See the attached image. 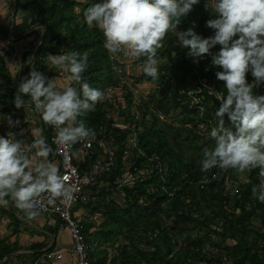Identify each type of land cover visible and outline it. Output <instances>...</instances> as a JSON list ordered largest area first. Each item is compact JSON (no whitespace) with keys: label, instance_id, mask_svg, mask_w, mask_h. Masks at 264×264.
<instances>
[{"label":"trees","instance_id":"16d2710c","mask_svg":"<svg viewBox=\"0 0 264 264\" xmlns=\"http://www.w3.org/2000/svg\"><path fill=\"white\" fill-rule=\"evenodd\" d=\"M224 1L235 5L227 11L229 19L212 0H17L12 7L29 18L15 26L13 36L25 40L35 35L37 42L44 35L36 53L39 64L47 55H66L73 82L87 90L80 110H72L75 133L108 127L118 151L114 172L84 194L83 207L95 217L83 223L91 264H264V53L255 45L264 33V0ZM113 2L126 10L124 17L134 29L129 28L130 38L135 33L149 36L143 46L126 45L124 67L130 70L125 78L132 84L124 88V101L106 93L122 82L105 47L109 38L122 40L123 35L109 26ZM134 16L151 28L139 31ZM37 25L42 28L26 36ZM0 37L11 43V29L1 26ZM197 73L211 83L216 78L215 88L223 93L220 101L205 92L206 117L213 122L207 133L186 95L190 75L192 85ZM30 75L28 68L25 79ZM49 80L43 81L46 92L53 89ZM0 81L1 113L21 112L20 100L33 105L1 54ZM145 83H157L156 89L138 101L131 87ZM65 101L60 99L58 107L63 109ZM248 101L255 105L247 109ZM158 111L166 114L165 120ZM117 112L135 127L138 149L128 152L131 130L112 127ZM214 129L232 152L221 156ZM43 130V142L56 152L52 130ZM152 157L157 161L151 162ZM129 159L138 169L152 168L153 174L121 188ZM19 190L0 182L6 203ZM17 213L18 199L0 210L10 218ZM118 243L122 247L113 255L108 246ZM16 250L17 245L0 238V262Z\"/></svg>","mask_w":264,"mask_h":264},{"label":"built area","instance_id":"2783aa9c","mask_svg":"<svg viewBox=\"0 0 264 264\" xmlns=\"http://www.w3.org/2000/svg\"><path fill=\"white\" fill-rule=\"evenodd\" d=\"M33 31L27 33L28 36ZM10 46L0 37V50L2 56H7L14 61L16 76L19 77L20 90L26 96L33 100V111L42 125L45 122L48 124V129L52 130L51 143L57 148L53 150L54 158L58 156L60 170L49 184L46 179L43 180V189L33 195L22 196L18 199V210L22 213H33L44 215L48 218L50 226L58 227L60 231L68 232L72 241V247L69 254L75 259L76 264H91L89 257V244L84 229L83 218L76 217L75 208L79 203H85V191L87 188L94 186L99 181L108 178L117 167V148L112 142V134L108 127H103L96 132L93 128H83L78 133L74 131V116L72 110L76 112L80 110L81 98L87 93V90L81 88L78 83H74V79L70 85L64 86L67 89V94L64 97H58L54 89L49 91L44 90V79L49 78L50 82L53 79H63L65 74H70L72 66L67 60L66 55H61L60 58H55V62L45 58L44 61L36 57L40 40L35 42V35L32 38L21 39L23 43L17 46L16 38L11 34ZM35 43L32 46V43ZM15 43V44H14ZM127 43L116 38H109L106 41L105 47L111 53V61L118 75L121 76V84L118 88L109 87L106 93L112 97L115 95L119 101L121 97L119 92H122L125 86H130L132 80L125 78V73H129V67H124V56L126 53ZM154 62V60L152 61ZM59 65V66H58ZM55 66H58L56 68ZM43 67L47 70L43 71ZM30 69L31 75L29 79H25L27 69ZM50 70H54V76L49 77ZM208 66L205 69V74L210 71ZM187 88L186 95L188 98V106L190 110H195L199 113L202 120L200 129L202 133H207L208 128L213 125L211 119L206 117L207 107L204 103L205 92L215 95L220 101H223V93L215 88L216 78H213L212 83L203 75L193 80ZM64 80V79H63ZM65 84V82H64ZM123 95V94H122ZM121 95V96H122ZM124 96V95H123ZM65 98L63 109L58 107L60 99ZM124 101V97L123 100ZM114 102V100H113ZM254 102L248 101L246 108H252ZM69 110V112H66ZM157 114L162 120L166 119V114L163 111H158ZM1 124V123H0ZM112 127L119 130H131L132 133L128 137V147L138 149L139 139L136 134V129L125 122L116 113L115 121ZM215 137L220 143L221 156L229 150V144L224 142L223 135L216 129L213 130ZM230 149L229 152H232ZM140 156L145 157L142 150H138ZM157 161L155 157L151 158V162ZM50 163L49 166L51 167ZM126 169L120 178V187H131L137 182H144L149 177H152L153 169L146 167L138 169L131 159L126 160ZM218 178V175L215 179ZM261 189L264 192V169L260 171ZM213 181H207L210 184ZM170 196H173L171 193ZM13 203V202H12ZM49 259L54 257L62 258V252H56L48 255Z\"/></svg>","mask_w":264,"mask_h":264},{"label":"crops","instance_id":"0c3cea01","mask_svg":"<svg viewBox=\"0 0 264 264\" xmlns=\"http://www.w3.org/2000/svg\"><path fill=\"white\" fill-rule=\"evenodd\" d=\"M14 2L12 0H0V27L10 28L12 35L15 26L21 24L25 19H29L26 12L18 11L16 14L15 9L12 7H15L17 0ZM10 15L12 19L9 21ZM16 43L17 46H20L23 41L16 39ZM156 43L159 42L156 41ZM127 44L129 46L128 42ZM1 52L0 50V54ZM50 59L55 62L54 58ZM5 60L12 76L17 77L14 61L7 56H5ZM147 68L148 65H146ZM128 70H130V67ZM56 80L53 79V82ZM61 83L63 84L60 85L61 87L70 85V82L64 80H61ZM142 85L149 86L151 84L145 83ZM65 89L67 88L65 87ZM0 90H3L1 81ZM20 103L23 107L21 112H14L13 114L0 112V182L7 189L12 187L20 189L18 193L10 198L9 203H6L5 199L0 196V210L8 209L14 200L22 196L33 195L41 191L44 178L50 184L60 170L59 159L54 158V156L53 159L58 161L59 166L54 171H52L53 166L47 167L50 163L52 164L49 158L51 159L53 151L48 144L43 142L44 125L42 126L39 123L33 111V105L29 101L25 102V100H20ZM15 106H20L17 101ZM17 138H20V140ZM76 211V217L84 220L87 216L86 213H82L80 210ZM0 217V238L13 247L14 245L18 246V250L9 254L0 263L3 264L6 260H9L11 264H72L73 261L76 264L75 259L69 254L68 250L70 249L67 248L70 245L72 247L68 232H62L58 230V227L50 226L46 216L20 212L16 214L15 218L1 214ZM60 235L61 241L59 240ZM60 251L62 252V258L49 259V254ZM14 258L15 260H13Z\"/></svg>","mask_w":264,"mask_h":264},{"label":"rangeland","instance_id":"374dc122","mask_svg":"<svg viewBox=\"0 0 264 264\" xmlns=\"http://www.w3.org/2000/svg\"><path fill=\"white\" fill-rule=\"evenodd\" d=\"M14 1L15 0H12L13 3H15ZM212 3H213V5L216 6V9L218 11H220L222 13H225L227 15V18L228 19L230 18V15H229V13H227V11H230V10L235 9L234 3H230V2H227V1H224V0H212ZM113 4H114V7L111 9L110 14L107 16L108 18H110V21H112L111 22L112 25H109L110 28H112V27L114 28V31H115V34L116 35L120 31L123 34L122 35L119 32L122 35L121 36L122 41L125 42V43L128 42L129 45H131L132 47H134L136 45H138V46H141L142 45L143 46L144 45L143 44L144 40L145 41L148 40V37L149 36L147 34H143V35L140 34L141 37H139V35L137 33H135L134 36H133V38H130L129 36H131L132 33L129 31V28L131 27L133 32H134V29H133L132 26L129 25L128 21L124 17V15H125L124 13H126V10L124 9L123 4H119V3L116 4L115 2H113ZM241 10H243V8ZM10 19H12L11 15L9 16V21H10ZM134 20L139 25V28H140V29H138L139 31H147L148 29L151 28L147 24L148 22L143 21V20H140L138 17H135ZM105 24L106 23L103 22V25H105ZM4 41L7 43V45L10 46V43L7 40H4ZM152 43H154V44L157 45V43L155 41H153ZM148 44L149 45L151 44V41L150 40H149ZM255 45L258 48L259 53H264V33H260L259 34L258 39L255 42ZM145 46H147V45H145ZM46 58L48 59V55H47ZM11 64H12V62H11ZM230 76L233 79L235 78V75L232 74V73L230 74ZM63 79H64V81L71 82L74 79V77H73L72 74H66V75H64V78ZM52 84H53V89L55 90V92H56V94H57L58 97H63V96H65L67 94V91L65 90V88L60 86V85H63L61 83V79H58L55 82H52ZM156 85H157V83H152L149 86H146V85L143 86L142 84H140V85H137L136 87L135 86L131 87V89L134 91V93L136 94V97H137V99L139 101L141 97H145L146 98L147 95L150 92H152L153 90H155L156 89ZM122 94L123 95L125 94L124 90L122 92H119V95L121 97V100H123V97H124ZM111 96H113V95H111ZM66 112H69V110H67ZM47 126H48L47 122L44 121V127L46 129H47ZM49 160L53 164L52 166H53L54 169L52 171H54L55 168H57L59 166V163H58V161H55L53 159V155L52 154H51V159L49 158ZM52 171H50V173H52ZM78 207L80 208V212L87 214V216H85V218H84V221H86L87 219H90V220L95 219V217L89 215L90 212L88 211V209H86L85 207H83V203H79L76 206V209ZM76 209H75V212L77 213ZM0 221H1V219H0ZM97 221L99 222L98 219H97ZM62 232H65V231H62ZM59 240L61 241V235H60V239ZM121 247H122V243H118L116 247H110V246H108V248L111 250V252L113 253V255H115L116 253H118V250H120ZM67 248L70 249L71 248V245L68 246ZM13 260H15V258ZM72 264H74V261L72 262Z\"/></svg>","mask_w":264,"mask_h":264},{"label":"water","instance_id":"95a60500","mask_svg":"<svg viewBox=\"0 0 264 264\" xmlns=\"http://www.w3.org/2000/svg\"><path fill=\"white\" fill-rule=\"evenodd\" d=\"M13 27H14V26H13ZM39 28H42V27H41L40 25L35 26L34 28L31 29V31L36 30V29H39ZM44 34H45V33H44ZM43 38H44V35H43V37L40 39V42H42ZM0 264H2V263H0Z\"/></svg>","mask_w":264,"mask_h":264},{"label":"clouds","instance_id":"9594fccd","mask_svg":"<svg viewBox=\"0 0 264 264\" xmlns=\"http://www.w3.org/2000/svg\"><path fill=\"white\" fill-rule=\"evenodd\" d=\"M64 97V96H63Z\"/></svg>","mask_w":264,"mask_h":264}]
</instances>
